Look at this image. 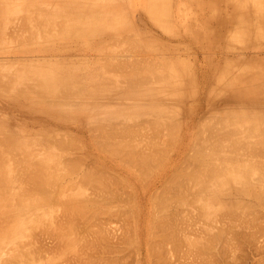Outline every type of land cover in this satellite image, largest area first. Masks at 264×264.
<instances>
[{
	"label": "bare ground",
	"instance_id": "6f19581e",
	"mask_svg": "<svg viewBox=\"0 0 264 264\" xmlns=\"http://www.w3.org/2000/svg\"><path fill=\"white\" fill-rule=\"evenodd\" d=\"M204 2L213 4V6L218 4L217 7L215 6L209 11L208 15L205 14L206 17L203 16L204 13L201 14L202 16L199 14L204 11V8L196 6L204 4ZM188 4L189 7L187 8L186 5ZM190 4L195 5L194 7L199 10L191 8ZM222 4L232 5L234 8L232 13L229 9L231 14L226 12L228 10L223 5L225 9L222 11H225L226 15L222 12V16L220 11V6L223 7ZM196 13L199 14L198 17H195ZM143 15L150 23L159 26L160 28H157L163 30L162 33L166 32L168 34L166 37L171 36L169 38L183 39L180 31L184 29L186 35L200 36L201 39L205 37V40L209 36L221 40L225 39L226 41L222 40L221 43L226 42V45L224 44L226 53L229 49H234L244 43V47H246L248 38H252V41L256 40L253 42L254 44L260 43L255 37L264 39V0H0V102L8 109L22 114L15 118L16 116L12 112L2 114L0 111V205L3 200L4 202L9 200L5 203H8L7 205H4V202L1 205L6 206L8 212L4 207L3 209L0 207V209L5 215L12 213L10 220L15 212L21 215V212H24L22 209H24L26 211L24 213L26 215L29 213V218L34 221V216L37 220L36 215L38 219L43 220L44 218H42V211L39 210L35 213V210L41 207V210L47 211L52 207L50 213H44V215L50 214V216L53 213L52 217H49L52 220L48 219V221H52L53 226L55 222L56 227L51 229L50 225V230L54 231L57 227L62 229L65 226L67 229L64 231L65 234L59 229L49 233L45 238L47 241L49 239L46 244L44 242L46 240L41 239V235L43 234L42 238L46 235V228L49 225H45L47 221L39 220L45 227L42 228L46 230L44 232L45 230L41 229L45 235L43 232L40 234L41 230L39 232L40 241L43 240L44 245L46 244L44 251H41L43 248L32 243L35 241L32 238L27 240L26 237L31 236V234L24 236L26 232L28 234L30 229L37 225L35 224L36 221L34 223L31 221L32 225L34 224V227H31L27 223L28 216L23 218L21 215L23 218L21 219L17 214L19 221L21 219L20 226H23L24 230L26 227L30 228L25 233L16 232L18 237L21 236L18 234H24L22 236L26 241H23V237L21 240L25 242L27 248L32 246L30 244L32 243L35 247H31V250H33L32 248L40 249L39 252L36 250V254V251L33 250L35 256L40 251L42 254L46 251L47 254H43V257H46L49 264L50 259L54 260L52 253L59 255L57 264H80L79 262L81 264H204L209 261L199 262L201 259L203 261L205 254H200L201 249L203 252L208 251L209 248L211 250V247L214 248V246L218 249L222 242L226 244V251L224 252L226 257H222L224 260L222 261L221 256L224 247L221 246L223 249L219 248L218 253L215 254V258L218 256L219 263L261 264L264 256V244L261 243L263 238L260 240L258 237L264 231V223L262 222L264 219V83L258 87L254 86L253 92H250L246 87L234 85V83L238 84L245 79H250V75L253 74L249 73V70L258 71L259 69H250L249 65L243 70L238 69L243 67L241 64L237 65V62L244 51L240 52L242 55L236 56L238 57L236 58L237 61L234 60V57L232 58V55L229 60L224 54L221 56L226 59L222 63L223 66L224 64L226 66L223 67L222 64L218 66L220 68L219 76L220 74L223 75V77L221 75L222 80H226L224 76L226 78L231 76V79L228 78L230 79L229 82H227L228 80L226 82L220 81L221 77L219 80L218 74L215 73L217 71H214L215 74L211 77L213 82H206L207 73H209L207 72L206 78L204 77L206 84L202 87L203 84L200 86L201 83H199L198 85V80L201 82V78L197 79L195 76L197 71L193 70L196 69L193 67L195 64L192 65L193 63L187 59V48L191 47L189 48L190 51L194 50L192 44L189 42V45L183 46V43H186L184 39L181 43V40H178V43L174 41L176 45L180 43L179 47L181 45L180 48H183L180 51L181 49L177 46L179 53L187 50L185 57L182 53L179 56L175 49L171 52L170 49L172 48H169V51L168 46L164 47L163 43L167 41L164 39L161 47L165 49L162 50L158 46L161 43H157V40H161L160 36L156 35L159 39L157 38L155 41L156 37L153 36V32L154 34L156 32L149 30L150 25H146L148 28H145V25L140 24L144 23L142 21ZM207 16L214 18L212 21H216V29L211 28L208 24H212V21H205ZM201 18L205 19L202 20ZM190 20L189 24L188 21ZM202 23L206 24L203 25ZM229 25H231V31L226 29ZM222 28L226 29L225 33H223ZM231 36L234 37L233 41L236 39L235 44L230 39ZM235 36L242 39H237ZM148 38H151L153 42L152 40H149L151 42L145 40ZM184 38L186 37L184 36ZM195 38L193 39L194 43ZM227 38L231 41L227 42ZM139 40L145 41H143L144 46L149 43L147 51L153 49V52L158 50L166 52L165 50H168L169 56L167 55L168 51L165 53L166 55L164 54L166 57L160 56L161 53L158 51L157 54L152 52L156 55L155 60L152 58V53V59L148 58L146 47H143ZM130 41L133 42L130 43ZM155 42L157 44L150 48ZM167 44L169 45V41ZM216 44L219 45L214 47H218L213 48L218 50L221 44ZM228 44H231V46L229 45L231 48ZM170 45L176 47L175 44L170 43ZM260 45L258 44V46ZM202 46L198 48L199 51L203 50H201ZM221 46L222 49L223 45ZM227 46L228 48H226ZM184 47H186L185 50ZM204 48H206L205 45ZM221 49H219L220 54L223 50ZM173 52L174 54L178 53L175 57L176 60L181 57L184 61L180 59L181 63L177 60V62L179 61L178 65L181 63L179 66L175 64V66L172 65L171 68H168L169 63H177L175 59L173 62L170 61L174 58L172 57L174 56ZM90 53H93L95 58H92ZM209 54L213 55L212 53ZM157 55H159V60L156 58ZM164 58L170 62H166L167 60ZM192 58L190 59L192 60ZM221 58L220 60L223 61ZM212 59L218 60L213 57ZM228 60L230 62L233 60L238 66H231V72L227 70L230 74L234 68V74H228L229 76L226 75L225 71L230 69L231 63ZM162 61L168 64L163 66ZM185 61H189V63L186 62V65ZM208 61L206 60L205 65L208 64ZM198 64L199 68L204 67L203 64V66ZM209 65H207L208 68H210ZM189 66L193 68L191 69L192 72H190L191 70L188 71L189 68L187 67ZM165 67L168 68L167 73ZM177 68L184 70V73L181 70L179 72ZM160 69L165 73L163 74ZM178 72L181 73V76L177 75ZM204 73L199 72L201 76ZM175 79H178L179 82L174 83ZM197 85L202 87L201 90H198L200 87ZM200 91L203 94L200 96L202 95V98L206 100L207 107L205 110L195 111L190 105L195 98L198 99H195L196 101H201L198 94ZM188 100L191 102L189 101V105L186 103L187 106H184ZM200 103L198 105L201 106ZM200 106L195 105L194 107L199 108ZM23 116L28 119V122L39 124V126L43 125V127L37 129L38 126H36V130L33 128L30 130L32 124L26 123V118ZM47 121L53 122L56 127L48 124ZM45 123H47V127H45ZM69 125H74L83 136L78 138L77 135H74L75 132L69 133L70 130L67 129L64 131L63 128ZM57 126L61 129L59 132ZM54 133H58V135L54 136ZM71 134L76 137L73 138ZM90 134L92 136L90 143L93 141V149L102 156V159L93 155V150L90 153L89 140L86 142V139H91L89 138ZM59 135L61 137H58ZM96 161L98 162L96 163ZM23 167H26L25 171ZM18 169L21 172H17ZM23 172L27 174L26 177L28 176L29 179L33 177L35 180H30L33 186L28 187L31 189L25 185L27 181H24V184L22 183L23 179L20 181L21 175L26 178ZM19 173L20 176H18ZM41 175H48L49 177H46L51 178L46 181L47 178ZM16 181L17 183L19 181L18 186L21 183L27 188L20 185V188L17 186L19 188L17 189L14 187ZM9 188L12 189V192L8 193L12 200L6 194L8 190L10 191ZM90 191L91 193H89ZM37 192L44 201L38 194L36 197L40 198L39 202L45 208L38 203H36L37 207L34 206L33 208L28 205L34 199V193ZM32 193L34 195H31ZM3 195L4 199H2ZM27 196L30 197V202L25 200ZM246 198L249 200L245 201ZM10 200L15 203H9ZM250 203L253 207L252 205L249 207ZM31 205L34 204L31 203ZM245 205L247 206L245 207ZM46 207L48 208L46 209ZM93 207H99L96 211L100 212L99 217L100 219L103 217L102 220L98 218ZM92 209L96 214H90L96 216L87 217V220H91L90 223L87 222L88 224L83 226V229L84 227L87 229L89 224V227L93 226L91 225L94 223L92 219L97 217L94 219L100 222L98 224H102L99 226L101 229L96 231L98 229L95 228L98 225L95 220L96 223L94 224L97 226H94L92 231L99 232L101 237L99 243L102 241L105 245L104 249L98 248L97 253L101 250L102 253L97 254V256L90 255V251L87 253V248H83V250L85 249L86 252L84 253L89 254V256L83 253L82 256L86 257L80 258L82 257L81 254L79 256L77 253L79 249H77L76 255H72V252V256H70V248H77L74 243V245L69 243L70 241L73 242L74 237L78 238L77 236L73 237L75 232H72L79 226L76 217L78 214L84 213L82 216L89 215ZM101 209L105 212H102L104 216L101 214ZM1 210L0 213H2ZM58 212H60L59 215ZM212 213H219L220 219L218 218V220L220 221L215 219L217 224L213 222V226L210 225L211 223L208 226L205 220L208 215L212 216ZM3 214H0V217L4 216ZM33 214L34 216H31ZM105 215L106 218L104 219ZM48 216L45 218L46 220ZM13 218L14 222L11 220L12 223L18 221L15 220V215ZM83 218L85 219V217ZM238 218L243 219L242 221L239 220L241 223L238 220L235 223L237 224L238 221L243 228L240 230L241 226L237 225V231L239 229L243 233L240 237L245 239L246 236L255 246L259 243L258 246H254L255 248H250L253 246L251 245L245 249L250 251L253 249V252L254 249L259 251L263 247L262 252H255L256 254L253 255L251 252L250 256L247 254L249 257L244 249V253L240 252V255L244 254L245 257L243 260L241 259L242 262L240 261V263L238 261L240 255L237 252V254L234 253L235 256L239 255L237 256L238 259L231 252L234 251L232 244L240 242L235 240L242 239L238 237L239 231L234 230L236 225L234 226V222H232ZM195 220L198 222L194 223L193 228ZM4 222L6 223V225L4 224L5 227L0 222V226L3 227H0V235L2 233L6 235L0 237L1 264H23L24 259L26 261L28 258H33L32 251L29 249L31 256L30 252L26 251L24 243L23 245L22 243L21 245L18 244L20 248H17L19 239H14L18 238L14 237V231L19 224H15V229L10 230L12 229L10 227L13 226H7V224L12 223L9 220ZM81 223L84 224L82 221ZM82 225L78 228L82 229ZM68 229L70 232H66L69 231ZM83 229L82 232L85 233L86 238L89 237V242L84 239L85 235L83 236L81 231L79 232L82 235V238L80 235V241L86 245L84 247L88 246L90 250L93 246H91L90 237L95 231L92 234L91 228L85 230L86 232ZM7 230L13 231L12 234H14H10ZM37 230L34 228L31 232H37ZM17 231H22V229ZM35 232L33 233L35 234ZM9 234L13 237L11 236V238ZM39 234L36 233V236ZM207 234L211 235L208 236L211 237L212 243L215 244L217 240L219 247L214 244H212L214 246L211 244L204 246L203 241L205 242V237H207L205 235ZM77 235L79 236L78 233ZM224 235L225 238L222 239ZM237 237L238 239H236ZM95 239L96 242L97 238ZM110 239L113 241L108 243ZM118 240H120V244ZM27 241L30 242L29 247ZM36 241L39 242V238ZM80 241L77 244H81ZM114 241L115 244L112 248L109 244L112 245ZM206 241L205 243H208L209 239ZM66 242L69 243L67 245L74 246H69L68 250L70 251L67 252L69 257L66 256L67 253H64L67 250L65 248ZM102 243L99 246L103 247ZM248 243L247 245H249ZM40 244L43 246L42 243ZM242 244L244 246V243H241V246ZM122 245L130 248L131 253L129 250V252L124 250ZM131 245L132 249L129 247ZM192 245H196L193 246L196 253L194 254V251L190 250V257L191 254L192 258L195 256L190 261L188 258L186 259V256L189 257L188 253L184 256L189 249L185 251L183 248L187 246L190 248L189 246L192 247ZM210 245L211 247H209ZM241 246L239 247L243 248ZM82 247H80L79 253L83 251ZM259 247L260 249L256 250ZM110 248L115 254H111L112 257L110 254L104 256V251L108 253ZM215 249L213 250L215 251ZM72 250L74 251V249ZM22 251L25 253L22 254ZM123 251L127 253L122 254ZM26 252H28L29 257L24 255ZM48 253H51L49 256L52 258L49 256L47 258ZM198 254L203 255L202 258H199ZM210 255L208 256L209 259ZM35 256L33 258L34 264H42L43 262H40L43 261L41 257L38 259L39 257ZM206 256L207 254L204 259ZM43 257L42 259H44ZM35 258L38 259L36 262ZM33 259H29L31 260L30 264H32ZM209 259L207 258V260ZM235 259H238V262ZM56 260L57 258L51 263L56 264ZM48 261L45 262L48 264Z\"/></svg>",
	"mask_w": 264,
	"mask_h": 264
},
{
	"label": "rangeland",
	"instance_id": "374dc122",
	"mask_svg": "<svg viewBox=\"0 0 264 264\" xmlns=\"http://www.w3.org/2000/svg\"><path fill=\"white\" fill-rule=\"evenodd\" d=\"M186 4H187V3H186ZM193 5H194V4H193ZM217 5H218V4H217ZM217 5H214V6H213V4H210V3H206V2H204V4L202 3V4H198V5H196V6H198L199 8H200V7H203V8H204V11L201 9V10L203 11L202 13H199V12H201V11L198 12L200 15L204 13V14H203V16H204L205 14L208 15L209 11H210L212 8H215V6L217 7ZM223 5H224V4H222V6H223ZM190 6H191V8H193V9H195V10L197 9V7H196V8L194 7L195 5L192 6V4H190ZM224 6L226 7V10L229 9V10L231 11V13H232V11L234 10V8H233L232 5H228V6H227V5H224ZM224 6H223V7L220 6V8H221V10H220V11H221V14H222V12H223L222 10L225 9ZM186 7L188 8V7H189V4L186 5ZM205 7H206V8H205ZM227 7H228V8H227ZM209 8H210V9H209ZM198 10H199V9H197V11H198ZM205 10H206V12H207V10H208V12L206 13ZM229 10L226 11V12H229ZM197 11H196V12H197ZM224 12H225V11H224ZM224 12H223V14L226 15ZM229 13H230V12H229ZM229 13H228V15H229ZM231 13H230V14H231ZM199 14L197 15V13H196V14H195V17H198ZM223 14H222V16H223ZM206 15H205L204 17H206ZM176 16H177V15H176ZM201 16H202V15H201ZM201 16H200V17H201ZM200 17H199V18H200ZM145 18H146V16L143 15V20H142V21H144V23L142 22V23H140V24H141L142 26H144V25H145V26H146V25H147V26L150 25V26H149V30H153V31H155L156 33L158 32L157 34H156V33L154 34V32H153V36L155 35L154 37H156V39L153 38V37H152V39H155V41H156L157 38L159 39V37H157V36H160V39H161V40H159V41L157 40V43H158V44L161 43V44L158 45V46H160V48H162V50L165 49V48L161 47V45H162V40H163V39L169 41V45L167 44V41H164L166 44L163 43V45H164V47H165V46H168V50H169V48H172V49H170L171 52H172L174 49H175L177 52L179 51V49H181L180 51L183 50V48H180L181 45H180V47H179V44L182 42L183 39H184L185 42H186V43H183L184 45L182 44L183 46H186L189 42H190V44H192L191 46H192V48L194 47V50H191V51H190L189 48H191V47L187 48V50H188V54H189V55H188L187 53H185V52L187 51V50H185L186 47H184V50H185V52L183 51L184 54H183L182 52H181V53H182V55H183L184 57H185V54H187V57H188V58H187V57H186V58H187L191 63H193L192 65L195 64L193 67L196 68V69L190 68V67L192 66V65H191V66L187 67V68H189V70H188V69H187V70L190 71L191 69H193L194 71H195V70L197 71V74H195L196 78H197V79L201 78V79H200L201 82H199V80H198V85H199V83H201L200 86L203 84L202 87H204V85L206 84V82H210V81H211V77H212V75L215 74V73L218 74V75H217V77H218V76H219V72H218V71L220 70V68H219L218 66H220V64H222L221 66H223V63H222V62H224V59H226V58L228 57V59L230 60V59H231V55H232V58L234 57V60H235L236 58H238V57H236V56H239V55H242V54H243V55H242L243 58H242L241 56L239 57V59H238L239 61L237 62V65H240V64H241V65H243L244 68L239 66V67H240V68H238L239 70H241V69L243 70V69L247 68V65H249L248 67H249L250 69H251V68H254V69L258 68L259 70H258V71H254V70H252V69H251V70L248 69V70H249V73L253 74L252 76L250 75V79H245V80L239 82L238 84H237V83H234V85L246 87V88L249 89L250 92H253V91H252V88H253L254 86H257V87H258L260 84L264 83V75H263V74H264V54H263V53H264V45H263V44H264V42H263L264 39H262V38H261V39H258L257 37H255V38L257 39V41L259 40L260 43L254 44L253 42L256 41V40L252 41V38H248L249 40H247V41H248V44L246 45V47H244V45H245V43H244L243 45H241V46H237V47H235V46H236V45H235V46H234V47H235L234 49L230 47L231 44H228V46L230 45L229 47H230L232 50L229 49V50L227 51V53H226V51L224 50V46L226 45V42H224L225 45H224L223 43H221V42H223L222 40H225V39H222V40H221V39L219 38V39L221 40V41H220L218 38H214L213 36H209L208 39L205 40V37H203V38L201 39V38H199L200 36H199V37H196V36H194V35H192V36H191V35H186V32H185L184 29H181V31H180V33L183 34V35L180 34V35L183 37V39H182V38H181V39H178V37H176L177 39H176L175 37H173V38H175V39H173V38H169V37H171V36H167V37H166V35H168V34H167L165 31H164L165 33H162L163 30H160V29H159V28H160L159 26H157V25H155V24H153V23H150V21H149L148 19H145ZM201 19H202V18H201ZM203 19H205V18H203ZM203 19H202V20H203ZM213 19H214L213 17L210 18V17L207 16V18H206L205 21H206V22H211ZM148 21H149V22H148ZM213 21H214V20H213ZM213 21H212V22H213ZM188 22H189V24H190L191 20L188 21ZM151 24H153V25L151 26ZM202 24L205 25L206 23H202ZM208 24L210 25L211 28H215V29L217 28V26H216V25H217L216 21L213 22L212 24H211V23H208ZM154 25H155V26H154ZM147 26H146L145 28H148ZM212 26H213V27H212ZM215 26H216V27H215ZM150 27H151V28H150ZM157 27H159V28H157ZM186 27H187V25H186ZM202 27H203V26H202ZM202 27H201V29L204 28V27H203V28H202ZM154 28H155V29H154ZM230 28H231V25H229L226 29L228 30V29H230ZM158 29H159V30H158ZM223 29H224V28H222V31H223V33H225V30H226V29H224V30H223ZM203 30H204V29H203ZM203 30H202V31H203ZM159 31L162 33V35H161V33H160ZM228 31H231V29L228 30ZM163 34H164V35H163ZM156 35H157V36H156ZM184 36H185L186 38H184ZM179 37H180V36H179ZM195 37L197 38L198 41L196 40ZM227 37H228V36H227ZM235 37H236V36H235ZM168 38H169V39H168ZM194 38H195V43H194V40H193ZM198 38H199V39H198ZM222 38H224V37H222ZM233 38H234V37H233ZM233 38H232V36H231L230 39H232V42H234V44H235L236 39H234L235 41H233ZM236 38H237V37H236ZM255 38H253V39H255ZM259 38H260V37H259ZM152 39H151V38H148V39H145V40H148V41H149V40H152ZM237 39H242V38L239 37V38H237ZM243 39H246V38H243ZM172 40H173V41H172ZM178 40H179V41L181 40V41H180L179 44L176 45V42H177ZM184 40H183V41H184ZM190 40H191V41H190ZM192 40H193V42H192ZM199 40H200V41H199ZM261 40H262V41H261ZM139 41H140V40H139ZM143 41H144V40H141L140 42H142V44H143ZM148 41H147V42H148ZM170 41H171V42H170ZM174 41H176V42H174ZM209 41H210V42H209ZM216 41H217V42H216ZM219 41H220V42H219ZM225 41H226V40H225ZM228 41H231V40H229V39L227 38V42H228ZM237 41H238V40H237ZM239 41H240V40H239ZM244 41H246V40H244ZM249 41H250V42H249ZM132 42H133V41H132ZM132 42L130 41V43H132ZM135 42H136V41H135ZM144 42H145V41H144ZM147 42H146V43H147ZM149 42H151V41H149ZM152 42H153V40H152ZM172 42H173V43H172ZM157 43L155 42V43H153V45H152V43H151L152 46H151L150 48H152V47H153L155 44H157ZM170 43H171L172 45L175 44L176 47H174V45H173V47H174V48H173V47L170 45ZM177 43H178V42H177ZM202 43L206 46V48H204V45H203ZM216 43H220L221 45H223V48H222L223 50L220 48L221 45L219 46L218 50H217V49H214V48H217V47H218V46H217V47H214V46L219 45V44H216ZM238 43H239V42H238ZM240 43L242 44L241 41H240ZM250 43H251V45H250ZM252 43H253L254 45H253ZM137 44H138V43H137ZM140 44H141V43H140ZM185 44H186V45H185ZM193 44H196V45L194 46ZM201 44H202L203 46H202ZM214 44H215V45H214ZM236 44H237V42H236ZM258 44H261V45H262V48H261V45L258 46ZM148 45H149V43H148ZM148 45L144 46V44H143V47H146V51L148 50V47H149ZM163 45H162V46H163ZM188 45H189V44H188ZM232 45H233V43H232ZM256 45H257V46H256ZM170 46H171V47H170ZM177 46H178L179 49L177 48ZM183 46H182V47H183ZM197 46H198V47H197ZM200 46H202V47H201V50L203 49L202 51H199L200 49H198V48H200ZM209 46H210V48H209ZM228 46H227L226 48H228ZM242 46H243L244 48H243ZM213 47H214V48H213ZM221 47H222V46H221ZM239 47H240V48H239ZM248 47H249V48H248ZM251 47H252V48H251ZM166 48H167V47H166ZM196 48H197L198 50H197ZM241 48H242V49H241ZM245 48H246V49H245ZM259 48H261V49H259ZM177 49H178V50H177ZM195 49H196V50H195ZM219 49L222 50V51H221L222 54H220V50H219ZM235 49H236V50H235ZM237 49H240V50H237ZM143 50H145V49H143ZM149 50H151V49H149ZM152 50H153V49H152ZM152 50H151V51H147L146 53L148 54V58L150 57V59L153 58V59L155 60L154 57H155L156 55H154L153 53L157 54L156 52H158L159 50L156 51V52H153L154 50H153V51H152ZM160 50H161V49H160ZM162 50H161V52L159 51V52L161 53V55H160V54H159V55H160V56H162V55L165 56V55H166L165 53H167L168 50H165L166 52H164V51L162 52ZM170 50H169V51H170ZM175 50H174V51H175ZM214 50H215V51H214ZM230 50H231V51H230ZM137 51H140V50H137ZM169 51H168V54H167L168 56H169V53H170ZM180 51H179V52H180ZM196 51H197V52H196ZM213 51H214V52H213ZM217 51H218L219 53H218ZM223 51H224V52H223ZM229 51H230L232 54H231ZM238 51H239V53H238ZM243 51H244V52H243ZM142 52L144 53V55H146L144 51H142ZM148 52H149V53H148ZM152 52H153V53H152ZM179 52H178V53H179ZM189 52H190V53H189ZM191 52H193V53H191ZM202 52H203V54H205V55H203ZM240 52H243V53L241 54ZM247 52H248V53H247ZM250 52H252V53H250ZM93 53H94V52H93ZM93 53H90V54L92 55V58L94 57V56H93ZM132 53H134V52L132 51ZM143 53H142V54H143ZM151 53H152L153 57H152ZM162 53H163V54H162ZM178 53H175V54H174V52H173V55H174V56H172V57H174V58H173V60H172V59L170 60L171 62H173V61L176 60L175 57H176V55H178ZM181 53H179V56H181V55H180ZM207 53H208V54H207ZM209 53H212L213 55H211V54H209ZM233 53H234V55H233ZM258 53H261V54H258ZM129 54H130V53H129ZM164 54H165V55H164ZM171 54H172V53H171ZM192 54H193V55H192ZM196 54H197V55H196ZM215 54H216V55H215ZM224 54H226V55H225L226 58H223V57H222ZM244 54H245V55H244ZM159 55H157V57H156V58H158V60H159ZM191 55H192V57H195V55H196V57H195V58H192ZM201 55H202V56H201ZM210 55H211L214 59L217 58L218 60H213L212 57H211ZM214 55H215V56H214ZM218 55H220V56H218ZM221 55H222V56H221ZM134 56H135V54H134ZM142 56H143V55H142ZM146 56H147V55H146ZM163 56H162V57H163ZM168 56H167V58L169 59ZM183 56H182V57H183ZM189 56H190V57H189ZM199 56H200V57H199ZM203 56H205V57H203ZM225 56H224V57H225ZM143 57H144V56H143ZM151 57H152V58H151ZM165 57H166V56H165ZM172 57H171V58H172ZM177 57H178V56H177ZM184 57H183V58H184ZM218 57H219V58H218ZM221 57H222V58H221ZM250 57L252 58L251 60H250ZM94 58H95V57H94ZM146 58H147V57H146ZM178 58H179V57H178ZM190 58H192V60H193V59H196V58H197V59L192 61ZM202 58H203V60H204L205 62H204V61L202 62ZM206 58H209V59H206ZM220 58L223 59V61L220 60ZM240 58H241V59H240ZM160 59H161V58H160ZM164 59H166V58H164ZM164 59H163V60H164ZM174 59H175V60H174ZM180 59H181V57H180ZM180 59H177V60H179L180 62H181V60L184 61V59H181V60H180ZM199 59H201V60H199ZM156 60H157V59H156ZM166 60H167V59H166ZM177 60H176V62H177ZM206 60H207V61L209 60L207 65L210 64V65H209L210 68H208V66L205 65V63H207ZM229 60H228V61H229ZM164 61H165V60H164ZM170 61L167 60L166 62H170ZM179 61H178L177 63H174V62H173V63H169L170 65L167 66V67H168V68H171L170 66H172V65H174V66H175V64L178 65ZM189 61H188V62L185 61V63H186V62L189 63ZM194 61H197V62H194ZM198 61H199V62H198ZM211 61H212V62H211ZM235 61H237V59H236ZM162 62H163V61H162ZM166 62H165V63L163 62V63L165 64V65L163 64V66H166V65L168 64V63H166ZM220 62H221V63H220ZM229 62H230V61H229ZM229 62H227V63H228V65H230V63H231V65H230V69H229V68L226 69V70L224 69V70L226 71V75L229 74L228 72L231 70V68H232L231 66H233V67L236 66V62H234L233 60H232L230 63H229ZM233 62H234V63H233ZM181 63H182V62H181ZM181 63H180V64H181ZM183 63H184V62H183ZM187 63H186V65H187ZM196 63H197V64H196ZM198 63H200L201 66L204 65V67H200V68H199V67H198V66H199ZM225 63H226V62H225ZM180 64H179V65H180ZM202 64H203V65H202ZM245 64H246V66H245ZM179 65H178V66H179ZM183 65L186 66L185 64H183ZM178 66H177V67H178ZM205 66H207V67H205ZM213 66H214V67H213ZM224 66H226V64H224ZM224 66H223V67H224ZM182 67H183V66H182ZM182 67H181V68H182ZM228 67H229V66H228ZM236 67H238V66H236ZM163 68H164V67H163ZM168 68L165 67V70H166L165 72H166V73H167ZM201 68H203L202 71H200ZM205 68H206V69H205ZM214 68H215V69H214ZM221 68H222V67H221ZM172 69H173V68H172ZM174 69H175V68H174ZM178 69H179V68H177V70H178ZM182 69H183V68H182ZM182 69H179V72H181ZM184 69L186 70V68H184ZM198 69H199V72H200L201 74L204 73V71H206V72L202 75L203 77L201 76V74H199ZM207 69H209V70H207ZM216 69H218V70H216ZM160 70H161V72H162V69H160ZM160 70H159V71H160ZM180 70H181V71H180ZM224 70H222V71H224ZM227 70H229V71H227ZM233 70H234V68H233ZM233 70H232V73H230L229 75L234 74V73H233ZM246 70H247V69H246ZM163 71H164V70H163ZM170 71H171V70H170ZM183 71H184V70H183ZM183 71H182V73H184ZM214 71H217V72L214 73ZM165 72H162V73L164 74ZM179 72H178V73H179ZM190 72H192V70H191ZM207 72H209V73H207ZM230 72H231V71H230ZM193 73H195V72H193ZM206 73L208 74V76H207ZM220 73H223V72L220 71ZM177 75L181 76V73H179V74H177ZM177 75H176V77H177ZM197 75H198V76H197ZM221 75H222V74H220V76H219V80H220ZM224 75H225V73H224ZM229 75H228V76H229ZM262 75H263V76H262ZM199 76H200V77H199ZM206 76H207V79L205 80ZM261 76H262V77H261ZM176 77H175V78H176ZM204 77H205V78H204ZM222 77H223V75H222ZM222 77H221V80H220V81H223V82H226L227 80H228L227 82H229V80L231 79V76L228 77V78H230V79H228V78H226V76H224V78H225L226 80H222V79H223ZM179 78H182V77H179ZM179 78H178V79H179ZM178 79H177V80L175 79V82H174V83H176V81H178ZM182 79H183V78H182ZM204 80H205L206 82H205ZM173 81H174V80H173ZM178 82H179V81H178ZM180 82H182V81H180ZM203 82H204V83H203ZM211 82H213V81H211ZM211 82H210V83H211ZM214 82H215V80H214ZM260 82H261V83H260ZM182 83H183V82H182ZM180 84H181V83H180ZM198 85H197V86H198ZM200 86H198V87H200ZM202 87L198 88V90H201ZM198 94H199V99L201 100L200 102H202V103L196 101V100H198V99H196V98H195L196 100L193 99L194 101L190 99L191 101H193L192 104H191L190 106H192V107H193L192 110H195V111H198L199 109H200V111H201V110H205L206 107H207V105H206V100H204V98H202V95H203V94L201 93V91H200ZM200 94H202V95L200 96ZM201 98H202V99H201ZM190 100H188L187 102H185L184 106H185V105L187 106V104L189 103ZM203 100H204V102H203ZM191 101H190V102H191ZM195 102H197V103H195ZM186 103H187V104H186ZM198 103H200L201 106L198 105ZM203 104H205V105H203ZM0 105H1V106H0V111H1L2 114H5V113H7V112H12V114L16 116L15 118L19 117V116H17V115H19L20 112H18V111H12V110L8 109V108L5 107L1 102H0ZM2 105H3V106H2ZM188 105H189V104H188ZM193 105H194V106L197 105V106H200V107H199V108H196V107H194ZM203 106H204V107H203ZM3 107H4V110H3ZM188 107H189V106H188ZM5 108H6V109H5ZM20 115H22V114H20ZM20 117H21V116H20ZM23 117L26 118L25 116H23ZM25 120L27 121V122L25 121L26 123H30V124H32V127L30 126V124H28V125L30 126V128H29V126L27 125V127H28L30 130H31L32 128L35 129L36 126H38V127H36L37 129L43 127V125L39 126V124L37 125L36 123H32V122H30V121L28 122V119H27V118H26ZM50 122H51V121H47L48 124H50V125H54V127H56L55 124H53V122H52V123H50ZM26 123H25V124H26ZM47 123L44 124L45 127L48 126ZM33 124H36V125L34 126ZM50 125H49V126H50ZM56 125H57V124H56ZM70 126H71L72 128H71ZM27 127H26V128H27ZM54 127H51V128L55 129ZM57 127H58V132H59V130H61V129H59V128H60L59 126H57ZM48 128H50V127H48ZM61 128H63V127H61ZM73 128H74V130H72ZM65 129L70 130V132L68 131L69 133H72V132L74 133V132H75L76 134H74V135H77L78 138H79V136H81V135L83 136V134H82L79 130H77V129L75 128L74 125H69V126H67L66 128H63L64 131H65ZM35 130H36V129H35ZM67 130H66V132H67ZM55 131H56V130H55ZM62 132H63V131H62ZM62 132H61V133H62ZM66 132H65V133H66ZM55 133H56V132H55ZM55 133H54V134H55ZM61 133H60V135H61ZM63 133H64V132H63ZM69 133H66V134L69 135ZM54 134H53V135H54ZM57 135H58V133L55 134L54 136H57ZM60 135H59L58 137H61ZM64 135H65V134H64ZM64 135H62V136H64ZM71 135L73 136V134H71ZM84 135H85V137H87L86 134H84ZM67 137H68V136H67ZM74 137H76V136H73V138H74ZM89 138H91V139H86V142H88V140H89L90 153H91V151L93 150V153H94L93 155H95V156H99V157L102 159V156L99 155V153H98L96 150L93 149V145H92L93 141H91V143H90V140H92V136H91V134H90V137H89ZM75 139H76V138H75ZM76 140H77V139H76ZM189 149H190V148H189ZM207 152H208V149H207ZM18 158H19V157H18ZM97 162H98V161H96V163H97ZM23 163H25V162H23ZM23 163H22V164H23ZM98 165H100V164L98 163ZM22 166H23V165H22ZM100 166H101V165H100ZM20 167H21V165H20ZM23 168H24V167H23ZM25 168H26V167H25ZM25 168L23 169L24 171H25ZM20 169L22 170V168H20ZM20 169H18L17 172H21V171H19ZM27 170H28V169H27ZM27 170H26V173H28ZM21 174H22V173H21ZM23 174H25V173L23 172ZM16 175H17V174H16ZM26 175H27V174H25L24 176L26 177ZM49 175H50V174H49ZM18 176H20V173L18 174ZM41 176H42V177H46V176H48V175H45V176L41 175ZM22 177H23V175H21V180H20V181H22V179H23L22 183H23L24 181H25V182L27 181L26 184H25L27 187L30 186V185L32 184V183H30V182H31L30 180H31V179L34 180L33 177H31L30 179H29L28 176H27L26 178H24V177L22 178ZM48 177H49V176H48ZM27 178H28V180H26ZM46 178H47V177H46ZM46 178H44V179H46ZM50 178H51V177H50ZM50 178H47L46 181H47V180H50ZM19 179H20V178H19ZM19 179H18V180H19ZM42 180H43V179H42ZM34 181H35V180H34ZM25 182H24V183H25ZM28 182H29V184L27 185ZM16 183H17V181H16ZM16 183H14V187H17V186H18L19 181H18L17 185H16ZM24 183H23V184H24ZM23 184L20 183V185H22V187H24ZM15 185H16V186H15ZM20 185H19V186H20ZM19 186H18V187H19ZM26 186H25V187H26ZM32 186H33V185H31L30 187H32ZM18 187H17V189L20 188V187H19V188H18ZM25 187H24V188H25ZM27 187H26V188H27ZM28 188H29V187H28ZM9 189H10V191L8 190L9 192H8V191L6 192L7 195H8V193L12 192V189H11V188H9ZM15 189H16V188H14V190H15ZM17 189H16V190H17ZM29 189H31V188H29ZM14 190H13V191H14ZM15 192H16V191H15ZM13 193H14V192H13ZM89 193H91V191H90ZM11 194H12V193H11ZM34 194H35V196H34L33 198H34V199L36 198V199H37L36 201H38V202H36L34 199H32V201L34 200L35 203L32 202L31 199L29 200V198H30L29 196H27V199H25V200H27L28 202L31 201V203L34 204V205H31V203H28L29 206H32L31 208H33L34 206L37 207L36 203L40 204L39 201H40V198L42 197V196L40 197V194H38V192H37V193H34ZM34 194L32 193L31 195H34ZM36 194H38L40 198H37V197H36ZM31 195H30V196H31ZM38 195H37V196H38ZM8 196L10 197L11 195L9 194ZM5 197H6V196H5ZM31 197H32V196H31ZM7 198H8V197H7ZM68 198H70V197H68ZM73 198H74V197H73ZM2 199H4V195H3ZM10 199H11V197H10ZM42 199H43V198H41V200H42ZM70 199H72V198H70ZM11 200H12V199H11ZM11 200H10L9 203H12V202H13V201H11ZM248 200H249V199H247V198L245 199V201H248ZM8 201H9V200H8ZM8 201L6 200V201L4 202V200H3L4 205H7L8 203H7V204H5V203L8 202ZM42 201H44V200H42ZM42 201H41V202H42ZM3 202L1 203V205H3ZM24 202H25V201H24ZM13 203H15V202H13ZM13 203H12V204H13ZM25 203H27V202H25ZM25 203H22V204H25ZM44 203L47 204V202H44ZM254 204H255V203H254ZM1 205H0V207H2V209H3V207L6 209V206H1ZM48 205H49V204H48ZM250 205H252V203L249 204V207H251ZM255 205H256V204H255ZM255 205H254V206H255ZM24 206L26 207V205H24ZM24 206H23V208H24ZM29 206H27V207H29ZM40 206H44V205H42V203H41ZM50 206H51V204H50ZM246 206H247V205H245V207H246ZM252 207H253V205H252ZM256 207H257V206H256ZM7 208H8V207H7ZM40 208H41V207H40ZM40 208L37 209V210H35V211H36L35 213L39 212V210L42 211V213H43L42 215H43V216H42V215H41V216H42V218L44 217V218H43L44 221H47L46 224H45V222H44V224H45L46 226L49 225V226H47V228H46V229H47V232H46L45 229H43V228H45V227H43L44 225L41 224V223H42L41 221H43L42 219H40V218L38 219V216L36 215V217H37V220H36V218H35V216H34V214H33V215H31V216H34V217H33V218H34V221H33V220H31V219L29 218L30 214L28 213V215H26V214L24 213V212H26V211H25L24 209H22V211H24V212H21L22 217H23V218H27V216H28L29 219H27V220H28L27 223H28L31 227H34V224L32 225L31 221H32L33 223L36 221L37 223H35V224H37V225H36L34 228H37L39 231L37 230V232H35V231H36V229H35V231H33V232H35V234H34L33 232H31L32 230H34V228H33V229L31 228L30 231H29L30 233L28 232V234H27V232H26L25 235H24V234H18V235H21V236H19V237L17 236V233H21V232H22V233H23V232L25 233V231H26L27 229L29 230L30 227H28V228L26 227L25 230H24L23 226H20V224H21V223H20V222H21V219H23V218L21 217V215H19V213H17V214H18L20 217L16 214V212H15V214H13V215L16 216L15 220L17 219L18 221H16L17 223H16V222H15V223H12V222H14L13 215H12V218H11L12 222H11V220H10V215H11L12 213L9 214V215H5V214H3V213H4L3 210L0 209V210L2 211V213H0V214H3V215H4V216L1 215L2 217H0V219H2V221H0V222H2L3 225H4V224L6 225V223H5L4 221L9 220V222H11V223L14 224V225L8 223L7 226H8V225H9V226H10V225L13 226V227H10V228H12V229H10V230H13V229H15L16 225L19 224V225H17V229H15L16 231H14V232H15L14 237H18V238H14V239H15V240H18V239H19V240L17 241V245H18V244L21 245V243H22V245H23V243H24V245H25V249H27L26 251H29V249L31 250V247H35V246H33V244H36L37 247L40 246L41 248H43L41 251H44V246H46L47 242H49V239L47 238V239H48V241H47L45 238L48 236L49 233H51V232H55V230L57 231V229H59V228L57 227V229H55L54 231H51L50 228H49L50 225H51V229H54V227H56V226H55V222H54V220H53V222H54V226H53V223H51L52 221H50V222L48 221L49 217L51 218L52 215H53V213H52L51 216H50V214H48L49 216H48V215H44V213L46 214V212L50 213V210L52 209V207H51V208L49 207L50 209H47L48 207H46L47 211H45V209H42V210H41ZM44 208H45V206H44ZM91 208H92V207H91ZM257 208H258V207H257ZM27 209H28V208H27ZM53 209H54V208H53ZM93 209L95 210V212H97V211H98L97 209H99V207H98V208H97V207H96V208L93 207ZM93 209H92V210H93ZM43 210H44V212H43ZM92 210H90L89 215L82 216V215H84L85 213H84V214H78V216L76 217V222L78 223V221H79V224H78L79 226H78V227H81V225H82L81 221L84 222V224L82 225V229H83V226H86L88 223H90L89 221H90L91 219H89V218L91 217V215H93V214H90V213H95L94 210H93V211H92ZM96 210H97V211H96ZM101 210H102V209H101ZM101 210H99V211H101ZM6 211L8 212L7 209H6ZM54 211H55V210H54ZM102 212H104V211H103V210L101 211V214H103V216H104V213H105V212H104V213H102ZM5 213H6V212H5ZM22 213H23L24 215H23ZM40 213H41V212H40ZM40 213H39V214H40ZM59 213H60V212H58V215H59ZM86 213H87V212H86ZM99 213H100V212H97V214H96V213H95V214L98 215V218L100 219V217H99V216H100ZM6 214H7V213H6ZM55 214H56V213H55ZM55 214H54V216H55ZM87 214H88V213H87ZM95 214H94L93 216H96ZM25 215H26V217H25ZM61 215H62V214H61ZM79 215H80V218H79V219H82V220H79V219H78ZM211 215H212V216H209V215H208L209 218L206 216L207 219L205 220V222H206V224H207L208 226H210V225L213 226L215 223L217 224V221H216V220H218V218L220 219V215H219V213H218V214H216V213L213 214V213H212ZM216 215H219V216L216 217ZM241 215H244V214H241ZM263 215H264V214H263ZM39 216H40V215H39ZM47 216H48V218H47V220H46L45 218H46ZM214 216H215L216 218H215ZM221 216H222V215H221ZM6 217H7V218H6ZM18 217L21 218L20 221H19V218H18ZM83 217H85L86 220H85ZM87 217H89V218H88L89 220H87ZM101 217H102V215H101ZM211 217L214 218V221H213V218L211 219ZM3 218H6V219H3ZM92 218H93V217H92ZM94 218L97 219V217H94ZM94 218H93L92 220H94V221H93L94 223L97 222L96 224L98 225V227H96L97 225L95 226L94 223L91 224V225H93V226L89 227V226H90V224H89V225L87 226V229L84 227V229H83L84 232H86V231H87L88 229H90V228H91L90 230L92 231L95 227H96L95 229H98V230H96V231H99V230L101 229V227H100V229H99V226H102V224H98V223H100V222H98V220H96V219H94ZM105 218H106V215H105L104 219H105ZM53 219H54V217H53ZM77 219H78V220H77ZM83 219H84V221H83ZM102 219H103V217H102ZM102 219H100V220H102ZM208 219H210L211 221L209 220V221L207 222ZM215 219H216V220H215ZM221 219H223V218L221 217ZM39 220H41V221L39 222ZM49 220H52V219H49ZM95 220H96V222H95ZM100 220H99V221H100ZM236 220H238V221H239V220L242 221L243 219L241 220L240 218H238V219H234V221H232V222H234V226L236 225L235 228H234V230L237 231V225L239 224L240 221H239V222L237 221V224H235V223H236ZM262 220H263V221H262ZM262 220H261V221L264 223V219H262ZM219 221H220V220H218V222H219ZM29 222H30V223H29ZM38 222H39L40 224H39ZM48 222H49V223H48ZM85 222H86V223H85ZM87 222H88V223H87ZM120 222H121V221H120ZM120 222H119V223H120ZM195 222H198V221L195 220V221L193 222V228H194V223H195ZM213 222H214V224L212 225ZM50 223H51V224H50ZM80 223H81V224H80ZM91 223H92V221H91ZM119 223H118V226H119ZM121 223H122V222H121ZM121 223H120V224H121ZM210 223H211V224H210ZM240 223H241V222H240ZM0 224H1V223H0ZM15 224H16V225H15ZM38 224H39V227H37ZM186 224H187V222H186ZM189 224H190V223H189ZM196 224H197V223H196ZM209 224H210V225H209ZM5 225H4L3 227H5ZM29 225H28V226H29ZM40 225H42V226H40ZM7 226H6V227H7ZM52 226H53V227H52ZM94 226H95V227H94ZM239 226H241V225L239 224ZM239 226H238V228H239ZM0 227H1V226H0ZM3 227H1V228H3ZM19 227H21V228H19ZM40 227H41V228H40ZM42 227H43V228H42ZM69 227H70V226H69ZM78 227H76L77 230H76L75 228H74L75 230H72V232H75V233H73V237H74V236H77L78 238L74 237V239L76 238L75 242H74V239L72 240V241H73L72 243H71V241L69 242L70 245L74 243V244L77 246V248L75 249V247L73 246L74 244H73L72 246L67 245V244H69V243L66 242V245H67V246L65 245V248H67V250L65 251V249H64V251H65L64 253L66 254L68 251L71 250V251L69 252L70 254L67 253L66 256H67L68 254H69L70 256H72L73 254L76 255L77 253H78L79 256H80V254H81V256H82L83 253L86 252V251H87V253H89V251H90V255H91V254H94V256H95V255L97 256V254L100 255V254L102 253V252H101L102 250L99 251V253H97V252H98L97 250H99L98 248L104 249V246H105V245H104V244L102 243V241H101L100 243L103 244V247L99 246V245H101V244L99 243V240H101V237H100V235H99V232L97 233V232L94 230L95 233H97L98 236H99L100 238L97 236V234L94 233V231H92V234L94 233L93 236H92V237L94 238V240H92L93 238L90 237V238H91L90 240L92 241V242H91V243H92L91 246H92V245L94 246L95 243H96V244L99 243L98 246H96V244H95V247L92 246V248H91V249H93V250H92L93 252H92L91 249L89 250V247H88V246H87V247H84V246H86V245L82 244V241H80V235H81V234H80L79 232L81 231V233H82L83 236L85 235V233L83 234L82 229H81V228L79 229ZM88 227H89V228H88ZM7 228H9V227H7ZM18 228H19V229H18ZM63 228H65V229H63ZM63 228H62V229H59V231L62 230L63 233H64V231H65L67 228H66V226L63 227ZM70 228H71V227H70ZM193 228H191V229H193ZM21 229H22V231H19V232L17 231V230H21ZM41 229H42V230H45L44 232H46V235H45V233H44ZM48 229H49V230H48ZM71 229H72V228H71ZM239 229H240V230L243 229L242 226H241ZM239 229H238V231H239V236H238V237H239L240 239L242 238V239H243V242H241L242 239L239 240L238 237L236 238V239H238V240H235V241H240L241 243H244V246H243V244H242V246H241V243H240V242H239V243H240V244H239L238 242L236 243V242H234V240H233V242L235 243V247H234V243L232 244V249H233L234 251H231V252L233 253V255H234V253H235V254L238 253L239 255H240V252H241V253H244V249H245V247L248 248V247H250L251 245H253V246L250 247V248H253V247L255 246V244L251 243L252 241L249 240L246 236H245V239H244V237H240V235L242 236L243 233H241V231H240ZM3 230L5 231L6 229L4 228ZM3 230H2V231H3ZM23 230H24V231H23ZM40 230H41V232H40ZM68 230H69V231H66V232H70V229H68ZM85 230H86V231H85ZM246 230H247V229H246ZM0 231H1V229H0ZM7 231H8L10 234H12V232H13V231L10 232L9 230H7ZM7 231H6V232H7ZM48 231H49V232H48ZM76 231H78L77 233L79 234V236L77 235ZM238 231H237V232H238ZM247 231H248V230H247ZM6 232H5V233H6ZM16 232H17V233H16ZM39 232H40V234H42V232H43L44 235H45L43 238H42L43 234L41 235V239H43V240L45 239V240H46V241H44V242L46 243L45 245H44V242H42L43 240L40 241V234H39ZM118 232H119V231H118ZM242 232H243V230H242ZM263 232H264V231H263ZM263 232H262V233H263ZM32 233H33V234H32ZM36 233H37V235L39 234V236H36ZM63 233H62V234H63ZM240 233H241V234H240ZM262 233L259 234V236H260V237H258L259 239H260V238H261V239H262V238L264 239V237H263V236H264V233H263V234H262ZM6 234H7V233H6ZM10 234H9V235H10ZM13 234H14V233H13ZM13 234H12V235H13ZM29 234H31V236H30ZM64 234H65V233H64ZM66 234H70V233H66ZM74 234H76V235H74ZM90 234H91V233H90ZM92 234H91V235H92ZM215 234H216V233H214V235H215ZM261 234H262V235H261ZM1 235L6 236V235L3 234V233H2ZM1 235H0V237H1ZM7 235H8V234H7ZM12 235H10V237H11ZM22 235H24V236H26V235L28 236V235H29V236H28L29 238L26 237L27 240H28V239L31 240L30 238H32L33 240H35V241H33V242L31 241L33 244L30 243V242H28L29 240L27 241V242H28V244H27L28 247H29V243H30L32 246H30L29 248L26 247L25 242H23V241H26V239H25L24 236H22ZM71 235H72V233H71ZM82 235H81V238H82ZM87 235H88V234H87ZM91 235H90V236H91ZM95 235H96V236H95ZM208 235H209V234L205 235V236H207V237H205V242H207L206 240H208V239H209V241H208V243H205V242L203 241L204 246L207 245V244H211V245L214 244V243H212V241H211V237H209V236H211V235H209V236H208ZM32 236H33V237L35 236V237L33 238ZM67 236H68V235H67ZM94 236H95V237H94ZM215 236H216V235H215ZM2 237H3V236H2ZM8 237H9V236H8ZM12 237H13V236H12ZM12 237H11V238H12ZM21 237L24 238L23 241L21 240V239H22ZM36 237L39 238V242L42 243L43 246H41V244H40L38 241H36V239H38V238H36ZM84 237H85V238H84ZM84 237H83V238H84V239H87V241L89 242V240H88L89 237L86 238V235H85ZM95 238H97V241H96V242H95V240H96ZM98 238H99V239H98ZM207 238H208V239H207ZM223 238H225V235L222 237V239H223ZM77 239H78V240H77ZM108 239H109V238H108ZM122 239H123V238H122ZM122 239H121V240H122ZM222 239H221V240H222ZM247 239H248V240H247ZM259 239H258V241H259ZM261 239H260V240H261ZM263 239L261 240V241H262V242H261L262 245L264 244ZM20 240H21L22 242H21ZM244 240H245L246 242H245ZM19 241H20V243H18ZM78 241H80L81 244H77ZM110 241H113V240L110 239V240L108 241V243H111ZM119 241H120V240H118V243L120 244ZM210 241H211V243H210ZM213 241H214V239H213ZM222 241H224V240H222ZM222 241H221V242H222ZM27 242H26V243H27ZM93 242H94V243H93ZM116 242H117V241H116ZM214 242H215V241H214ZM247 242H249V243H248L249 245H247ZM38 243H39V244H38ZM78 243H79V242H78ZM121 243H123V242L121 241ZM217 243H218V242H217V240H216V243H215L214 245H218V247H219V243H218V244H217ZM250 243H251V244H250ZM15 244H16V243H15ZM37 244H38V245H37ZM113 244H115V241H114V243L112 242V245L109 244L110 247H112ZM220 244H221V243H220ZM222 244H224V242H222ZM222 244H221L220 247H219L221 250L223 249V248H221V246L224 247V250H222V251H223V254H222V252H221V254H222L221 258H222V257L225 258L226 256H224V252L226 251V250H225V248H226V244H224V245H222ZM258 244H259V243H258ZM258 244H256V246H258ZM17 245H16V247H17ZM63 245H64V244H63ZM79 245H80V247L83 246V247H82V250H83V248H85V249L87 248L86 251H84V250H85V249H84L83 251H81V252L79 253V251H80V247H78ZM123 245H125V244H123ZM123 245H122V246H123ZM189 245H190V244H189ZM211 245H210L209 247H211ZM214 245H212V246H214ZM69 246H70V247H74V248H70ZM114 246H115V245H114ZM193 246L195 247L196 245H192V247L189 246L190 248H188V246H187L186 248L184 247L185 249L183 248V250H185V251H186V249H189V250H187L186 252L184 251V252L186 253V254H184V256L187 255V253H188V256H189V257L186 256V259L188 258L190 261L193 260V258H195V256L192 258V254H191V257H190V255H189V253H191L192 250L194 251V252L192 251L194 254L196 253V252H195V249L193 248ZM204 246H203V248H205ZM207 246H208V245H207ZM236 246H238V247L236 248ZM239 246H241V247H243V248H240ZM256 246H255V247H256ZM12 247H13V245H12ZM14 247H15V246H14ZM16 247H15V248H16ZM96 247H97V248H96ZM124 247H125V246H123V249H124V250H126V251L129 250L130 253H131L132 250H130V248L128 249L127 246H126L125 248H124ZM129 247H131V249H132V245L129 246ZM233 247H234V248H233ZM255 247H254V248H255ZM263 247H264V245H263ZM263 247H262V248H263ZM17 248H20L19 245H18ZM22 248H24V246H22ZM69 248H70V250H68ZM112 248H113V247H112ZM112 248H110V249L112 250ZM126 248H127V249H126ZM212 248H213V247H211V250H209L210 248L207 249V247H206L205 249H207L208 251H206V250L204 249V250H205L204 252H203V249H201L202 252H201L200 254H203V253H205V254H204V256L202 255V256H203V261H202V259H201V261H199V262L203 263L204 260H206V261H209V262H206L207 264H208V263H209V264H212V262H213V260H214L213 258H215V256H216L215 254L218 253V249H219V248L217 249V248L214 246L213 249H215V248L217 249V252H215L216 249H215V251H214ZM238 248H239L240 251L238 250ZM262 248H261V250H259V249H260V247H259V248H256V250H259L260 252H262ZM25 249H22V250H25ZM32 249L35 250V251L38 250V249H35V248H32ZM72 249H74L75 252H74ZM77 249H79L78 252H77ZM110 249H109L108 253H106L107 251H104V252L106 253V254L104 253V256H109V254H110V255H111V254H115V253H113V250L111 251ZM20 250H21V249H20ZM33 250H31L32 253H33V256H32V254H31L30 251H29V252H30L29 254L34 258V256H35V255H34V252H35V251H33ZM39 250H40V249H39ZM39 250H38V252H39ZM190 250H191V251H190ZM212 250H213L215 253H214ZM235 250H236V251H235ZM242 250H243V251H242ZM246 250H247V251H246ZM248 250H249V249H245V253L247 252L246 255L248 254V255L250 256V255H251V252H252L253 249H251V251L249 250L250 252H249ZM263 250H264V249H263ZM41 251H40V253H39L41 256H40L39 254H37V255H39V256H38L39 258L37 257V255H36L35 257H37L38 259H40V257H41V260H43V261H40V262H41V263H42V262L44 263L45 261H48V260L46 259V257H43V254L45 255V254H47V253H45V252H46V251H45V252H43V254H42ZM129 251H128V252H129ZM259 251H255V249H254V251H253L254 253L252 252V255H253V254H256L257 252L259 253ZM23 252H24V251H22V254H23ZM72 252H73V253H72ZM76 252H77V253H76ZM94 252H95V253H94ZM111 252H112V253H111ZM209 252H210V253H209ZM212 252H213V253H212ZM236 252H237V253H236ZM255 252H256V253H255ZM20 253H21V251H20ZM24 253H25V252H24ZM27 253H28V252H26V254H24V255H26V256L28 255V257H29V254H27ZM36 253H37V251L35 252V254H36ZM71 253H72V255H71ZM87 253H84V255L89 256V254H87ZM125 253H127V252H124V251H123L122 254H125ZM249 253H250V254H249ZM49 254H50V256H51V253H48V255H46L47 258H48V256H49ZM52 254H53L52 256H54V257H53L54 260H55V258H57V260L55 261L56 264H57V263H58L59 255H57L56 253H55L56 255H54V253H52ZM206 254H207V256H206V258L204 259V257H205ZM208 254H209V255L211 254V255H210V259L212 258V259H211L212 262H211V260L209 259V257H208L209 255H208ZM69 255H68V257H69ZM218 255H219V254H218ZM233 255H232V256H233ZM239 255H237V256H239ZM243 255H244V254H243ZM243 255L241 254V255L239 256L240 259H239V257H237V256L234 255L235 258H238V259H239V260H238V259H235V260H236V261L238 260L239 263H240V261L242 262L243 258L245 257V256H243ZM248 255H247V256H248ZM31 256H30V257H31ZM50 256H49V257H50ZM55 256H56V257H55ZM86 256H82V257H80V258H83V257H86ZM92 256H93V255H92ZM202 256H200V255L198 254V257H199V258H202ZM211 256H212V257H211ZM249 256H248V257H249ZM42 257H43L44 259H46V260L44 261V259H42ZM111 257H112V255H111ZM217 257H218V256H217ZM217 257H216V261H217L216 264L219 263V260H217ZM241 257H242V258H241ZM25 258H27V257H25ZM33 258H28V259H26V261H25V259H24V262H25V263L23 262V264H28ZM37 258H35V262H36V260H38ZM50 258H52V257H50ZM50 258H49V259H50ZM190 258H192V259H190ZM207 258H208L209 260H207ZM223 258H222V261H224ZM29 259H31V260H29ZM241 259H242V260H241ZM50 260L52 261V259H50ZM54 260L52 261V263L54 262ZM59 260H60V259H59ZM194 260H196V259H194ZM51 261H50V264H52ZM220 261H221V259H220ZM238 261H237V262H238ZM26 262H28V263H26ZM38 262H39V261H38ZM210 262H211V263H210ZM30 263H31V262H30ZM30 263H29V264H30ZM43 263H42V264H43ZM79 263L81 264V262H79ZM206 263H204V264H206ZM222 263H223V262H222ZM0 264H1V262H0ZM32 264H34V259H33V261H32ZM36 264H37V263H36ZM39 264H40V263H39ZM45 264H47V263L45 262ZM48 264H49V261H48ZM54 264H55V263H54ZM76 264H78V263H76ZM219 264H221V263H219ZM223 264H224V263H223ZM261 264H264V256H263V260H262Z\"/></svg>",
	"mask_w": 264,
	"mask_h": 264
},
{
	"label": "crops",
	"instance_id": "0c3cea01",
	"mask_svg": "<svg viewBox=\"0 0 264 264\" xmlns=\"http://www.w3.org/2000/svg\"><path fill=\"white\" fill-rule=\"evenodd\" d=\"M214 241H215V240H214ZM215 243H216V242H215ZM215 260H216V258L214 259V261H215ZM214 261H213V264H214V263L216 264V261H215V262H214Z\"/></svg>",
	"mask_w": 264,
	"mask_h": 264
}]
</instances>
